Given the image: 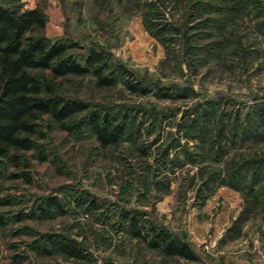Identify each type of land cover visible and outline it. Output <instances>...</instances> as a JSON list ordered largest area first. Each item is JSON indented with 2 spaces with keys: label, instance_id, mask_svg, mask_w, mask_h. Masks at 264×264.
<instances>
[{
  "label": "rangeland",
  "instance_id": "rangeland-1",
  "mask_svg": "<svg viewBox=\"0 0 264 264\" xmlns=\"http://www.w3.org/2000/svg\"><path fill=\"white\" fill-rule=\"evenodd\" d=\"M20 7L44 16L30 35L75 44L68 52L82 62L89 50L102 52L117 82L57 79L87 111L68 129L41 116L33 147L0 161V264H264V0ZM131 82L150 92L131 93ZM88 111L124 127L117 143L96 141ZM221 130L233 131L234 142L214 140ZM49 197L59 210H44ZM129 218L143 232L154 226L180 238L195 259L150 248ZM59 242L84 258L64 254Z\"/></svg>",
  "mask_w": 264,
  "mask_h": 264
},
{
  "label": "trees",
  "instance_id": "trees-1",
  "mask_svg": "<svg viewBox=\"0 0 264 264\" xmlns=\"http://www.w3.org/2000/svg\"><path fill=\"white\" fill-rule=\"evenodd\" d=\"M6 1L7 4L0 3V161L5 158L18 161L16 153L30 150L34 145V137L41 135L38 123L41 116L47 115L68 129V122L88 109L86 103L64 96L57 87V79L69 75H91L100 87L112 86L117 79L102 52L89 50L82 62L68 52L76 47L75 44L47 42L30 35L33 29L44 26L42 12L38 8L21 9V0ZM119 70L126 72L121 66ZM126 87L131 93L140 95L150 92L147 86L137 82L127 83ZM259 110L257 116L264 120V108ZM87 113L86 122L96 141L102 147L117 143L124 127L113 124L107 115ZM78 127V124L73 125L70 130H77ZM223 132L218 131L214 140L224 137L227 144L234 142L236 136L233 131L230 135L226 133L222 136ZM250 132L246 130L244 133L248 135ZM11 151L14 153L11 154ZM248 163L246 161V165ZM261 192L264 196V189ZM94 204L91 202V205ZM44 206L45 211L60 209L56 197L47 198ZM129 222L133 235L146 241L150 248L159 249L166 255L195 259L188 244L165 229L151 226L143 232L138 220L129 218ZM57 246L70 257L84 258L82 252L72 244L59 242ZM44 247L39 248L42 250L40 253H48Z\"/></svg>",
  "mask_w": 264,
  "mask_h": 264
}]
</instances>
